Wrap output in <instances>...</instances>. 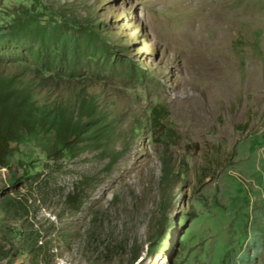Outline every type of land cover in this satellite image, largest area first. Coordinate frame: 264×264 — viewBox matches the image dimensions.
Instances as JSON below:
<instances>
[{"label": "rangeland", "instance_id": "obj_1", "mask_svg": "<svg viewBox=\"0 0 264 264\" xmlns=\"http://www.w3.org/2000/svg\"><path fill=\"white\" fill-rule=\"evenodd\" d=\"M215 1L0 0V25L35 7L41 24L57 21L86 47L77 83L114 121L99 148L73 159L13 151L0 198L27 213L0 204V264H224L227 248L239 264H264V0H233L223 9L238 22L220 26L203 16ZM17 54L5 47L0 61ZM64 94L74 105L79 93ZM156 105L165 112L153 129ZM161 160L172 172L170 221H186L163 230L170 256L148 254ZM80 183L76 212L64 198ZM98 208L108 217L88 235Z\"/></svg>", "mask_w": 264, "mask_h": 264}, {"label": "trees", "instance_id": "obj_2", "mask_svg": "<svg viewBox=\"0 0 264 264\" xmlns=\"http://www.w3.org/2000/svg\"><path fill=\"white\" fill-rule=\"evenodd\" d=\"M32 9L23 10L9 23L0 25V58L8 46L16 47L19 57L11 65L0 61V168L9 166L8 158L14 150L19 151L20 147L40 151L52 163L65 157L73 159L88 149L99 148L102 138L111 133L114 127L113 120L105 122L106 118L99 111L95 97L86 94L77 83L79 75L75 68L76 59L78 61L80 55L85 54L86 47L81 43L76 44L77 38L67 34L57 21L48 26L41 24L35 7ZM29 58L36 61V64L30 66ZM61 66L67 69L65 74L58 71ZM73 92L79 93L74 105L70 104V99L64 94ZM162 111L165 112L162 105H156L151 110L149 123L153 129L158 127ZM161 161L162 175L158 189L162 197L158 198V204L156 201L151 211V215L156 216L149 224L154 229L150 231L148 254L168 251L167 255L170 256L169 249L166 250L161 243L163 230L168 226L174 233L175 226L181 223L185 227L186 221H178L177 224L170 221L172 199L168 191L172 190V172L169 164ZM83 185L80 183L64 198L66 206L76 212L83 204ZM117 198L118 195L114 197V202ZM0 204L12 209L13 213H27L22 201H15V197L9 194L0 198ZM105 217H108V212L99 208L93 210L88 235L96 233V225ZM38 233H35L36 239ZM231 253L234 251H228V248L224 250L222 262L239 264L242 258L230 257ZM137 257L138 254L133 259Z\"/></svg>", "mask_w": 264, "mask_h": 264}, {"label": "bare ground", "instance_id": "obj_3", "mask_svg": "<svg viewBox=\"0 0 264 264\" xmlns=\"http://www.w3.org/2000/svg\"><path fill=\"white\" fill-rule=\"evenodd\" d=\"M253 1V0H252ZM260 1V0H259ZM247 3V2H246ZM213 6L214 9L212 7H209V5L205 4L204 7V17L211 19L212 21H214L218 26H220L221 24H223L225 21L227 23L233 24L237 23V19H234V21L232 22L231 20H229L225 13L226 11L223 8H226L227 10L231 11L233 10L236 5L233 2V0H216L215 2H213ZM247 6H251L250 0H248V4ZM245 10V5H243L242 7H240V10L238 12H235L234 14H241V11L243 12Z\"/></svg>", "mask_w": 264, "mask_h": 264}]
</instances>
